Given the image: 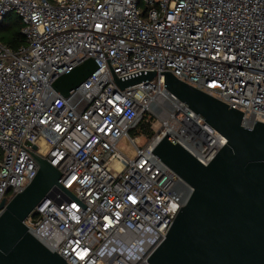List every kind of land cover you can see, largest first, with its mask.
I'll list each match as a JSON object with an SVG mask.
<instances>
[{"label": "built area", "instance_id": "2783aa9c", "mask_svg": "<svg viewBox=\"0 0 264 264\" xmlns=\"http://www.w3.org/2000/svg\"><path fill=\"white\" fill-rule=\"evenodd\" d=\"M9 13L25 43L0 41V204L35 178V151L87 207L53 189L29 231L68 264H142L193 191L152 152L157 143L168 134L208 164L227 138L165 88L164 74L121 89L105 52L118 78L169 71L252 128L264 122V0H0V22ZM88 58L98 69L86 81L68 96L54 89ZM145 114L161 126L140 146L131 130Z\"/></svg>", "mask_w": 264, "mask_h": 264}, {"label": "water", "instance_id": "95a60500", "mask_svg": "<svg viewBox=\"0 0 264 264\" xmlns=\"http://www.w3.org/2000/svg\"><path fill=\"white\" fill-rule=\"evenodd\" d=\"M105 55L121 89L164 74L165 88L227 138L208 164L168 134L157 143L152 152L193 191L142 264H264V122L243 126L244 112L169 71L143 70L118 78ZM97 69L95 59L88 58L53 87L68 96ZM27 151L39 169L26 188L0 204V264H68L38 240L25 221L53 189L87 206L60 183L62 173L48 159Z\"/></svg>", "mask_w": 264, "mask_h": 264}, {"label": "trees", "instance_id": "16d2710c", "mask_svg": "<svg viewBox=\"0 0 264 264\" xmlns=\"http://www.w3.org/2000/svg\"><path fill=\"white\" fill-rule=\"evenodd\" d=\"M23 26V20L16 13H9L0 22V41L12 48H17L24 44L25 37L21 33ZM152 120H154L153 117L145 114L139 125L131 130V135L133 137H140L141 134L150 136L153 133Z\"/></svg>", "mask_w": 264, "mask_h": 264}, {"label": "rangeland", "instance_id": "374dc122", "mask_svg": "<svg viewBox=\"0 0 264 264\" xmlns=\"http://www.w3.org/2000/svg\"><path fill=\"white\" fill-rule=\"evenodd\" d=\"M7 37V36H6ZM161 126V120L159 117L154 118L152 120V129L153 133L150 136L147 135H140V146L146 145L152 138L153 135H156L160 129ZM120 148L122 151H124L127 155L133 156L134 155V149L132 146L128 143L126 139L120 142Z\"/></svg>", "mask_w": 264, "mask_h": 264}, {"label": "bare ground", "instance_id": "6f19581e", "mask_svg": "<svg viewBox=\"0 0 264 264\" xmlns=\"http://www.w3.org/2000/svg\"><path fill=\"white\" fill-rule=\"evenodd\" d=\"M179 101H181L178 97H176ZM182 102V101H181Z\"/></svg>", "mask_w": 264, "mask_h": 264}]
</instances>
